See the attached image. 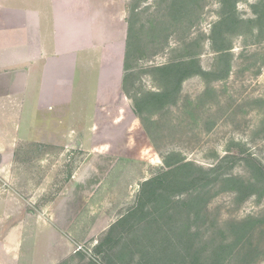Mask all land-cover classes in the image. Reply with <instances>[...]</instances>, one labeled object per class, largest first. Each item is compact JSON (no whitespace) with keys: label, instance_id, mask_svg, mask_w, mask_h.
I'll use <instances>...</instances> for the list:
<instances>
[{"label":"rangeland","instance_id":"1","mask_svg":"<svg viewBox=\"0 0 264 264\" xmlns=\"http://www.w3.org/2000/svg\"><path fill=\"white\" fill-rule=\"evenodd\" d=\"M125 1L129 38L120 100L104 105L90 141L105 150L22 143L4 154L0 264H137L149 217L140 212L121 220L137 208L146 181L182 161L216 168L219 180L207 189L198 219L194 209L190 218L175 215L182 210L179 200L196 190L169 189L173 198H159L160 207L164 200L172 209L158 222L189 227L201 264H212L224 243L230 246L221 264H264V0ZM193 59L205 74L181 85L167 84L158 71ZM166 88L172 93L162 103L147 101ZM86 160L93 163L88 175L97 171L101 185L83 207L68 182ZM97 162L99 168L91 167ZM184 175L199 179L194 169ZM65 186L69 200L62 202L57 198ZM53 202L68 209L51 212ZM14 227L18 231L7 240ZM51 227L62 236L52 235Z\"/></svg>","mask_w":264,"mask_h":264},{"label":"crops","instance_id":"2","mask_svg":"<svg viewBox=\"0 0 264 264\" xmlns=\"http://www.w3.org/2000/svg\"><path fill=\"white\" fill-rule=\"evenodd\" d=\"M128 38L125 0H0V159L22 143L102 153L90 141L104 105L120 100ZM91 164L83 161L68 182L83 207L101 185L97 171H86ZM69 193L65 186L57 199Z\"/></svg>","mask_w":264,"mask_h":264},{"label":"trees","instance_id":"3","mask_svg":"<svg viewBox=\"0 0 264 264\" xmlns=\"http://www.w3.org/2000/svg\"><path fill=\"white\" fill-rule=\"evenodd\" d=\"M196 63L197 62L195 59L184 60L180 62H171L167 65L158 67V71L161 76L167 81V84L181 85L190 76L205 74V71H203L201 67L198 66L197 69ZM194 68H196V71L194 70ZM171 93L172 90L170 88H166L164 93L152 92L147 101L149 103H162L168 96H170ZM189 169L199 171V179L193 176L191 177L190 175H184V172H187V170ZM215 171L216 168H199L189 161H182L175 167L170 168V170L163 172L160 176L155 177L152 180H148L143 184L141 193L138 198V203L136 206L137 208L133 213H130L127 218L125 217L121 220V222H124L126 220L132 219L138 216L140 212L142 213V219L146 216L149 217V222L142 223L143 226L141 227V234L139 233L140 238L145 239V241H143L144 244H142V248L140 251V254L142 255L137 264L202 263V258L195 247L194 237L189 227H185L184 230L182 227L166 228L163 227L164 225L162 226V224L159 223L160 219L164 218L165 215H170L172 209L170 207V203L167 204L166 201L164 202V200L162 203V207H160L161 203L159 198H173L172 195L168 194V191L178 184L185 187L192 186L191 189L196 191L190 192V195L187 197V199L179 200L178 204L180 205L182 210L175 212V215L178 213H180V215L188 213V218H190V211L191 209H194L198 212L195 215V217L198 219L201 212V203L203 201V198L206 197L208 193L210 184L214 181L219 180V177H214ZM260 174L264 175V166L262 165H260ZM225 181L239 182L240 180L236 177H227ZM248 184H251V187L254 185L251 181H249ZM150 196L155 197L150 201V203H155H151L153 204V207H151V211L146 212L145 208L147 205V199H149ZM198 207L200 212L197 210ZM171 217L173 216H170V218ZM140 222L142 221L140 220ZM153 227L155 228L153 233L149 232ZM228 245L229 244L224 243L216 249L213 254L215 259L213 260L212 264H221L225 251L230 246ZM102 248L103 247H101V249Z\"/></svg>","mask_w":264,"mask_h":264}]
</instances>
